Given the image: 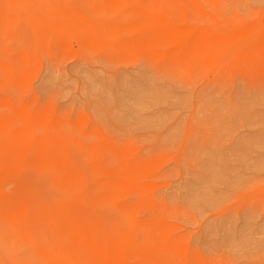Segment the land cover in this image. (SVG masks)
Segmentation results:
<instances>
[{"label":"rangeland","instance_id":"rangeland-1","mask_svg":"<svg viewBox=\"0 0 264 264\" xmlns=\"http://www.w3.org/2000/svg\"><path fill=\"white\" fill-rule=\"evenodd\" d=\"M26 1L31 12L6 16L18 20L23 38L0 29L11 36L0 33V50L12 45L16 55L23 42L36 63L17 96L0 91V117L7 105L68 139L67 153L86 174L90 196L124 171L138 177L139 216L162 234L153 242L166 248L152 256L153 264H264V80L236 76L229 66L216 79L186 63L114 59L73 39L65 49L37 53L39 26L49 12H37L43 0ZM171 1L181 12L174 21L221 34L230 47L250 45L264 26V0ZM86 13L95 24L126 28L133 22L125 13ZM42 169L27 166L23 178L49 199L56 194L54 177ZM133 198L123 194L117 202L134 207ZM88 210L106 219L108 230L128 232L126 218L107 200Z\"/></svg>","mask_w":264,"mask_h":264},{"label":"bare ground","instance_id":"bare-ground-1","mask_svg":"<svg viewBox=\"0 0 264 264\" xmlns=\"http://www.w3.org/2000/svg\"><path fill=\"white\" fill-rule=\"evenodd\" d=\"M176 1L171 0H88L79 5H61L43 0L37 12H49L37 33L38 52L66 48L73 39L81 49L96 48L111 58L136 57L147 63L169 61L186 63L192 69L205 70L224 77L223 68L234 75L241 73L251 79L264 80V26L254 31L248 46L230 47L225 36L208 33L196 26L174 21ZM191 11V4L186 5ZM0 29L17 38L18 20L8 21L10 12L20 15L30 11L26 0H2ZM71 12V13H70ZM116 18L125 13L133 22L121 28L119 24H95L90 20ZM7 39L11 36H5ZM14 54L5 46L0 50V91L17 96L36 57L24 48ZM247 45V44H246ZM235 49V50H234ZM234 50V51H233ZM233 51V52H232ZM232 52L228 63L225 54ZM12 103V102H11ZM0 117V264L11 256L10 264H153L152 256L166 248L153 242L162 234L142 220L138 208L143 205L139 178L130 171L120 174L116 183L98 187L88 195L87 176L76 167L67 153L68 139L59 140L43 121L18 115L4 106ZM33 156V157H32ZM27 166L53 174L49 199L39 194V186L25 182ZM43 170V169H42ZM61 194V195H59ZM123 194L134 197V207L117 201ZM101 199L112 204L126 218L128 232L110 231L106 219L88 210ZM142 233L140 240L139 234ZM5 254V255H3Z\"/></svg>","mask_w":264,"mask_h":264}]
</instances>
